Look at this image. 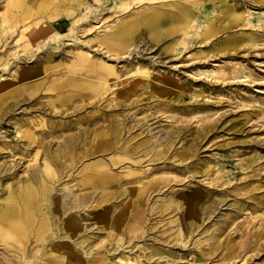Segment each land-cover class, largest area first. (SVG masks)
<instances>
[{"label":"rangeland","instance_id":"374dc122","mask_svg":"<svg viewBox=\"0 0 264 264\" xmlns=\"http://www.w3.org/2000/svg\"><path fill=\"white\" fill-rule=\"evenodd\" d=\"M14 1L0 0V16ZM22 1L21 12L32 11L46 27L33 41L41 48L32 52L24 40L32 39L25 28L34 20L17 21L7 32L0 21V39L8 41L0 42V83L5 82L0 86V210L21 183L44 176L46 162L53 171L46 179L49 189L36 202L32 227L0 222L6 230L0 234V264H73L70 248L83 264H264V0ZM178 10L183 21L175 25ZM142 15L154 18L150 28H171L168 37L152 39L141 25L125 48L109 41L118 33L112 29ZM19 35L26 38L17 40ZM80 54L113 66L114 79L104 81L106 91L94 97L87 89L59 101L57 95L68 91L50 86L66 75L91 89L99 85L94 73L68 71L81 62ZM23 66L44 69L19 80ZM133 77L138 83L125 92ZM33 80L39 85L34 87ZM21 83V91L10 94ZM150 89L167 92L147 101ZM92 112L99 118L86 116ZM109 127L118 133L113 136ZM105 129L110 147L96 152L95 134ZM142 138L150 139L149 145L128 152ZM64 139L73 143L66 153ZM150 146L170 151L164 159L153 158L146 152ZM125 149L128 159L97 166L110 176L102 185L110 192L105 200L100 189L90 194L88 184H78L84 163L108 161ZM181 149L189 152L177 155ZM131 158L141 172L124 175L135 165ZM152 178L159 186L144 192L136 208L134 188H146ZM193 186L203 193L198 215L186 219V234L178 233L176 217L183 210L175 191ZM67 190L59 213L55 200ZM79 197H85L83 207L64 208ZM170 198L174 202L168 206ZM104 210L107 216L94 217L83 230L90 235V252L77 238L69 239L70 247L66 219ZM39 219L46 224L40 238Z\"/></svg>","mask_w":264,"mask_h":264},{"label":"bare ground","instance_id":"6f19581e","mask_svg":"<svg viewBox=\"0 0 264 264\" xmlns=\"http://www.w3.org/2000/svg\"><path fill=\"white\" fill-rule=\"evenodd\" d=\"M77 1L79 4L81 0H77ZM58 2L64 4L67 1L66 0H58ZM24 6H25L24 1L15 0L13 2L12 8L10 10L4 12L0 16V21L5 24V27L2 28V31L7 32L9 29L8 25L10 27H12L13 29H15L17 21H23L27 17H29L30 21L34 20L33 23L29 24L25 28V30L30 33V36L32 37V39L24 40L26 42V44H29L28 50L32 51L33 47L41 48V45L39 46V44H40L39 42H33V41L35 39L40 40V38L44 34L40 31V29L43 27H46V24H43V25L40 24L39 25V23H41V22L35 20L37 15H34L33 12L30 10L26 11V12H21L23 10ZM37 8H38V4H36L35 8H33V9H35V11H37L36 10ZM144 18H145V15H142L141 17L136 18L133 22H129L128 24L123 23L121 25H118V27H116L117 29L111 30V33H114V34H116L117 32L118 33L116 35H113L112 36L113 39H109V41L112 42V44H114L117 48H119V47L125 48L126 45H129L132 42L134 33L141 27V25H144L145 28L148 29L149 35L152 39H158L160 37V35H162V34H163V39L165 37H168L166 34L170 33L169 30H172L171 28L170 29L167 28L166 31L164 30L165 32L159 31L158 28L156 29V25H154V26H152V28H150L149 24L151 23V21H154V18L153 17H146L145 20H144ZM156 19H155V21H156ZM142 20H143V24H142ZM166 20H168V19H166ZM180 20L183 21V11L178 10L177 13L173 17V21L177 22V23H175V25L179 24ZM46 32H47V30L45 31V33ZM22 38H26V37L19 35L17 40H20ZM151 38H150V40H151ZM5 39L6 38H4L3 40H2V38L0 39L1 40L0 42L2 45L8 44V41ZM7 39H8V37H7ZM21 56L22 55H20L18 57L19 60H21ZM78 57L81 59V62L76 63V66H74V64H73L72 67H68V71L69 72H72V71L73 72H80V71L84 72L85 71V72H89V73H94V75L99 77L98 78L99 79V85L93 87L90 84V86H92V89H91V88H88L89 86L86 82L79 81L78 79L72 78L71 75H66L65 79H62L60 82H54L50 86V89H53L56 92H58L59 88H62L63 90L68 91V92H65L63 96H62V94L57 95L58 96L57 99L59 101H68L69 99H71V97L73 95L79 96V95H81L82 92H85L87 89L91 90V92L89 94L90 97H94L96 95V91H99V90H101L102 92L106 91L107 83L104 81L114 79V76H112V73H113L112 70L114 69L113 66L107 65V64L105 65V63L101 62L97 58H94L93 55H90V54H88V55L85 54L84 56H81V54H80ZM35 62H38V60L35 59ZM46 66H48L47 63H46ZM42 69H44V68L43 67H37V66H34L33 68H28V67L23 66V67H21V70L18 73V79L19 80H25V78L27 79L29 76L37 75V74L42 72ZM32 82H33L32 84L34 85V87L39 85V81L33 80ZM130 82H132V79ZM3 83H5V82L0 83V86ZM137 83H138V79L136 77H133V83L128 84L131 86V88L130 89L126 88L125 90L124 89L123 90L125 92L132 90L134 88V86H136ZM23 86H24V84L21 83V85H19L15 90L11 91L10 94H12L13 96H16V94L21 91V88H23ZM100 87H103V88H100ZM165 92H167V89H159V90L150 89L146 93V99L148 101V99H150L152 96L161 98ZM121 93H123V92H121ZM119 95H121V94H119ZM86 116H91L92 119L99 118V116L96 115V113L94 114V112H92L91 114H86ZM109 130L112 132L113 136H115V134L118 133V131H116V128H113V127L110 128L109 127ZM106 133H109L108 129L96 132L95 135L97 136V138L95 139V141L92 142V143H95L92 145H94V147H95L94 149L96 152L106 150L108 147H110L111 138L109 136H107V137L104 136V135H106ZM67 141H68L67 139L66 140L64 139L62 141L63 142L62 148H61L62 153H64V152L66 153L67 147L73 146L72 142L68 143ZM149 141H150V139H148V138H142L141 140L134 141L136 143L130 145L131 148L128 152L133 153L135 151L134 148L137 147L138 145H142V146L147 145L148 146ZM155 143H156V141H155ZM158 145H160V143H158ZM127 150L128 149H125V153L122 154L121 156L116 154L115 156L109 157L108 161L103 160L101 158H97V159H94V160L89 161L87 163H84L83 166L80 168V173H82V174H81L79 180L77 181L78 184H80V185L81 184L82 185L88 184L89 188H91V191L89 192L90 194H92L96 190L100 189L101 190V194L99 195L100 200L101 201L105 200L109 196L110 192H108V191L103 192V186L102 185L105 182H107V180H108L107 178H109L110 176H106V174H104L105 176L100 174L101 170H97V166L101 163H105L104 161H106L110 165H113V164L119 163L118 162L119 160L128 159L127 157H125L126 154H129V153H127ZM169 151H170L169 146L168 147H162V148H160V147L156 148V146H150V147L146 148V152H149L150 153L149 156L153 157V158L164 159L166 153ZM187 152H189V150L186 151L184 149H181V150L177 151L176 154L182 156V155H185ZM67 155H69L70 158L73 157L72 152H70ZM131 160L134 161V164L137 163V160H135L133 158H131ZM136 165L137 164L129 165L128 168L126 169V174H124V175L134 176V175L140 173L141 170L136 169ZM43 171L44 172L42 175H44V176H33L30 180L21 183L20 186L18 187L17 191L15 192V194H13V196L9 200H7L6 206L0 210V222H2L3 225H5L9 228L11 226L20 227L21 221H23L26 226L32 227L31 223L35 221V218L37 217V213H38V209L36 207V202L49 189L47 187V180L46 179L50 177V174L53 170H52L50 164L46 162L45 169H43ZM146 182H147V187H146L147 189L143 188V186H139L138 188H134V189H138L136 196L134 197L135 198L134 201L136 203V205H134V206L136 208L138 207L137 204L139 205V202L141 200H143V198H141V195L144 192H147L149 190H155L156 187L159 186L158 185L159 179H156V178L148 179ZM175 193H178L181 196L178 198L182 202V210H183L176 217V220L178 222L177 232L178 233L183 232L186 234V232L188 231L186 219L187 218L192 219L193 217L198 215L197 201L202 199L203 193L198 187H194V186L190 187L188 189H183V190L181 189V191H177V192L175 191ZM82 195L85 196L86 193L82 194ZM67 196H68V190H67V192H63L62 197L59 196L55 200L54 209L57 210L59 213L61 212V202H62L61 198H63V200H64ZM84 199H85V197H79L77 199L76 204H71V203L67 202V204L64 206V208L72 207V205L73 206H77V205L81 206V205H83V203H81V202ZM173 202H174V200L172 198H170V200H168L166 203L169 206ZM81 207H83V206H81ZM104 213H106V216H107L106 210H104L100 213H97V214H91V215L87 214V216H85L86 214L85 215L78 214V213L71 214L66 219V221L64 222L65 223L64 227L66 228V237L68 239L67 240L68 245L70 247H72L69 239H71V241H73L72 239L77 238L78 242L80 244V247L83 250H85L86 252H90L91 249H89V246H87V244H86L87 243L86 241L90 235H86V232H83V230L87 229L85 227L89 228L92 225L91 222H92L94 217L97 216L98 218H102L104 216ZM35 225H38L36 227V232H37L38 238H40V233L46 229V224H45L43 219H39V224H37L35 222ZM5 233H6V230L3 227H0V234H5ZM23 233L25 234V230L23 231ZM71 249L72 248H70V250H66V252L68 253V255H71L72 253H73L72 255H75L76 260H75V263H73V264H83L84 262H86V261L79 260L77 258V256H79L80 254L75 253ZM97 259H94L93 261L91 260L92 263L94 261H97ZM65 263L70 264L67 261H65Z\"/></svg>","mask_w":264,"mask_h":264}]
</instances>
